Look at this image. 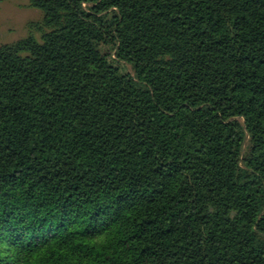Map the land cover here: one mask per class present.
Wrapping results in <instances>:
<instances>
[{
    "label": "trees",
    "instance_id": "obj_1",
    "mask_svg": "<svg viewBox=\"0 0 264 264\" xmlns=\"http://www.w3.org/2000/svg\"><path fill=\"white\" fill-rule=\"evenodd\" d=\"M30 5L0 44V264H264V0Z\"/></svg>",
    "mask_w": 264,
    "mask_h": 264
},
{
    "label": "rangeland",
    "instance_id": "obj_2",
    "mask_svg": "<svg viewBox=\"0 0 264 264\" xmlns=\"http://www.w3.org/2000/svg\"><path fill=\"white\" fill-rule=\"evenodd\" d=\"M43 12L30 5V0H0V44L17 41L30 33L29 24L39 22ZM40 37L38 31H34ZM124 70L134 73L131 65Z\"/></svg>",
    "mask_w": 264,
    "mask_h": 264
}]
</instances>
